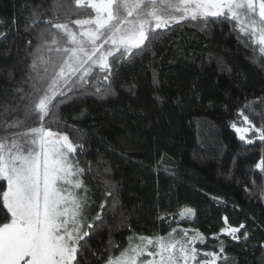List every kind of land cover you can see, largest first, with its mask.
Masks as SVG:
<instances>
[{
    "label": "trees",
    "instance_id": "obj_1",
    "mask_svg": "<svg viewBox=\"0 0 264 264\" xmlns=\"http://www.w3.org/2000/svg\"><path fill=\"white\" fill-rule=\"evenodd\" d=\"M56 3L0 0V32L8 33L0 40V130L10 119H24L22 111L8 117L5 109L31 71L28 49L43 30L41 25L26 32L25 26L34 12L49 18ZM75 10L73 19L91 13ZM244 39L227 22L206 29L182 22L125 65L111 94H88L59 106L48 126L85 145L77 151L81 166L92 168L85 177L93 201L89 216L105 205L89 243L100 258L88 255L83 264H105L132 237L167 236V221L176 236L182 228L201 232L205 242L196 247L216 251L217 264H264V171L256 168L264 142L245 144L231 128L233 121L244 126L237 110L245 102L264 113V53ZM97 83L91 81L90 92ZM250 119L259 125L260 117ZM186 208L195 216L181 220ZM162 213L165 219H157ZM224 216L232 226L246 225L247 242L212 238L224 227Z\"/></svg>",
    "mask_w": 264,
    "mask_h": 264
},
{
    "label": "snow or ice",
    "instance_id": "obj_2",
    "mask_svg": "<svg viewBox=\"0 0 264 264\" xmlns=\"http://www.w3.org/2000/svg\"><path fill=\"white\" fill-rule=\"evenodd\" d=\"M71 2L75 9H91V13L73 19L77 12L71 4L57 0L49 18L43 11L34 12L25 26L26 32L41 25L43 30L36 36L38 43L28 49L33 57L31 71L21 78L5 109L8 117L22 111L24 119H10L0 130V264H83L88 255L100 258L89 243L99 226L96 222L103 223L105 205L101 203L95 216H89L93 201L85 177L92 168L81 166L77 151L85 145L48 126L60 105L88 94H111L115 77L126 64L185 21L204 29L215 23L233 24L238 39L245 38L246 46L250 42L253 50L258 47L264 53V0ZM7 38L8 33L0 32V40ZM27 44L33 46V40L28 39ZM38 65L43 66L42 73ZM93 79L98 83L95 92H90ZM254 103L245 102L237 110L243 127L231 123L248 145L264 142V113L257 112ZM259 103L264 104V99ZM250 116L260 117L259 125ZM28 121L38 122V126ZM256 168L264 171V158ZM105 195L113 193L106 191ZM212 199L219 201L218 197ZM194 216L191 208L180 212L181 220ZM157 219L164 220L165 214ZM167 223L171 228L167 236L132 237L105 264H217L221 259L216 251L196 247L205 242L201 232L182 228V235L176 236L177 228L171 227V221ZM223 223L219 233L213 234L214 240L221 236L236 243L249 240L244 223L232 226L227 216ZM114 246L110 241V247ZM223 252L221 242L219 253Z\"/></svg>",
    "mask_w": 264,
    "mask_h": 264
},
{
    "label": "rangeland",
    "instance_id": "obj_3",
    "mask_svg": "<svg viewBox=\"0 0 264 264\" xmlns=\"http://www.w3.org/2000/svg\"><path fill=\"white\" fill-rule=\"evenodd\" d=\"M71 27H73L74 29H75V25H70ZM42 68H43V66L42 65H38V71H41V73H42Z\"/></svg>",
    "mask_w": 264,
    "mask_h": 264
}]
</instances>
